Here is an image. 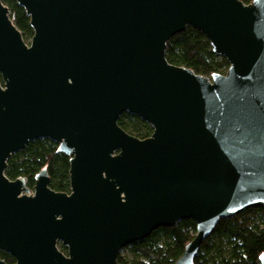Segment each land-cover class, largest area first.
Instances as JSON below:
<instances>
[{
  "label": "water",
  "instance_id": "1",
  "mask_svg": "<svg viewBox=\"0 0 264 264\" xmlns=\"http://www.w3.org/2000/svg\"><path fill=\"white\" fill-rule=\"evenodd\" d=\"M17 3L29 43L0 0V250L13 264H118L121 249L184 219L197 231L173 264H194L221 219L264 208V0ZM187 27L226 58L225 74L167 61ZM125 112L152 134L123 130ZM42 138L70 157L68 193L46 170L32 192L5 175Z\"/></svg>",
  "mask_w": 264,
  "mask_h": 264
},
{
  "label": "trees",
  "instance_id": "2",
  "mask_svg": "<svg viewBox=\"0 0 264 264\" xmlns=\"http://www.w3.org/2000/svg\"><path fill=\"white\" fill-rule=\"evenodd\" d=\"M248 4L252 0H242ZM10 17L28 41L33 35L30 18L17 0H3ZM165 57L175 66L192 69L195 73L210 77L214 73L225 74L229 66L225 57L216 55L207 37L199 30L187 27L169 39ZM0 82L2 78L0 76ZM118 124L128 134L140 139L149 137L153 127L144 119L123 113ZM46 170L49 187L58 192L70 191V157L59 151V144L47 138L30 141L26 147L7 161L5 175L14 180L24 177L26 186L32 191L35 176ZM196 223L192 219L178 221L172 227H159L145 239L126 248L130 255L119 252L118 264H173L182 255L184 248L196 234ZM61 251L67 252L63 245ZM264 254V208H248L240 214L221 219L201 244L194 264H260ZM0 259L13 264L14 258L0 250Z\"/></svg>",
  "mask_w": 264,
  "mask_h": 264
},
{
  "label": "rangeland",
  "instance_id": "3",
  "mask_svg": "<svg viewBox=\"0 0 264 264\" xmlns=\"http://www.w3.org/2000/svg\"><path fill=\"white\" fill-rule=\"evenodd\" d=\"M27 43H29L30 42V39L28 40V41H26ZM33 191V190H32ZM31 191V192H32ZM120 253H121V255H123L124 257H128L129 255H130V252H129V250L125 247V248H123V249H121L120 250ZM131 256V255H130Z\"/></svg>",
  "mask_w": 264,
  "mask_h": 264
},
{
  "label": "flooded vegetation",
  "instance_id": "4",
  "mask_svg": "<svg viewBox=\"0 0 264 264\" xmlns=\"http://www.w3.org/2000/svg\"><path fill=\"white\" fill-rule=\"evenodd\" d=\"M61 245H63L61 242H59L58 243V248H59V250L61 251V249H60V247L59 246H61ZM64 246V245H63ZM66 247V246H65ZM67 248V247H66ZM62 253H64V254H67V252H63V251H61Z\"/></svg>",
  "mask_w": 264,
  "mask_h": 264
}]
</instances>
